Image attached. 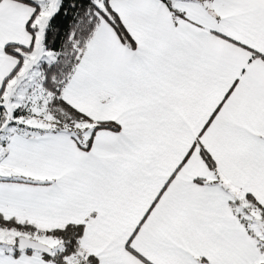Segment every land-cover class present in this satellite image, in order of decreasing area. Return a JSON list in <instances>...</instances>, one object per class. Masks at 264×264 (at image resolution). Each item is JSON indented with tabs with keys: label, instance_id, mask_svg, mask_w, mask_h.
I'll use <instances>...</instances> for the list:
<instances>
[{
	"label": "snow or ice",
	"instance_id": "1",
	"mask_svg": "<svg viewBox=\"0 0 264 264\" xmlns=\"http://www.w3.org/2000/svg\"><path fill=\"white\" fill-rule=\"evenodd\" d=\"M0 264H264V0H0Z\"/></svg>",
	"mask_w": 264,
	"mask_h": 264
}]
</instances>
